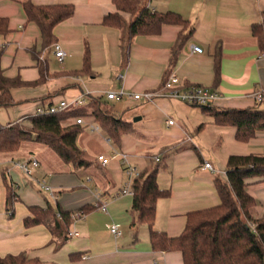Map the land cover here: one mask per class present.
Here are the masks:
<instances>
[{
	"label": "crops",
	"instance_id": "crops-1",
	"mask_svg": "<svg viewBox=\"0 0 264 264\" xmlns=\"http://www.w3.org/2000/svg\"><path fill=\"white\" fill-rule=\"evenodd\" d=\"M24 1L0 0V17L9 23V31L0 32L1 66L5 76L21 81L11 88L13 103L0 106V125L27 121L40 106L85 97L81 105L72 104L65 110L63 124L83 119L77 142L88 163H65L52 148L35 141L19 156H3L9 161L3 179L5 172L19 200L13 214H8L6 183L0 184V255L26 251L31 257L58 264H184L181 251L152 248L146 224L131 226L134 194L123 189L133 188L136 176L127 172L126 164L136 166L140 173L158 167V184L169 188L170 194L157 201L154 227L178 235L189 211L220 203L214 179L226 177L231 155L264 152V131L248 141L238 140L236 126L219 124L202 107L167 95L110 98L115 111L132 126L118 141L89 111L71 112L87 107L92 96L107 98L109 91L161 89L173 73L181 91L193 86L216 90L215 106L256 105V94L264 92V49L253 24L264 21V0H141L151 9L180 13L188 26L166 23L157 34L136 35L127 61L120 46V29L103 23L108 12L117 10L113 0H31L35 4L74 5L73 15L54 28L56 42L66 50L62 62L55 57L53 45L44 47L41 29L28 20ZM181 32L188 36L172 63ZM194 45L203 51H194ZM87 49L91 71L76 74L74 71L84 66ZM216 54L220 55L218 75ZM99 154L109 162L104 164ZM31 158H36L39 166L27 175L15 162ZM206 161L212 163L213 170L204 167ZM248 191L256 198V212L261 216L264 176L250 179ZM32 204L71 211L86 204L96 208L75 218L70 231L79 234L58 245L46 225H24ZM115 223L120 234L111 231ZM76 252L83 256L72 259Z\"/></svg>",
	"mask_w": 264,
	"mask_h": 264
},
{
	"label": "trees",
	"instance_id": "trees-1",
	"mask_svg": "<svg viewBox=\"0 0 264 264\" xmlns=\"http://www.w3.org/2000/svg\"><path fill=\"white\" fill-rule=\"evenodd\" d=\"M116 11L108 12L103 23L121 31L120 46L124 61L129 56L130 45L138 34H157L166 23L188 26V20L180 13L172 10L161 11L151 9L141 0H113ZM27 18L36 22L42 33L43 45H53L57 39L55 26L74 13L72 3L35 4L31 0L23 2ZM129 13L127 18L123 13ZM9 31L8 19L0 17V32ZM253 31L258 36L264 49V21L253 24ZM187 33L181 32L175 47L172 63L177 52L185 41ZM2 50L0 49V60ZM37 57V53L35 54ZM220 55L216 54V74L218 75ZM43 69V68H42ZM91 71L89 50L84 55V66L74 72L76 74ZM43 74V70H42ZM21 84L19 79L4 75L0 62V106L13 103L11 88ZM110 98L92 96L87 107H77L71 114L78 115L89 111L113 138L118 141L124 132L129 131L131 123L120 116L114 109ZM209 112L215 121L223 125L236 126V138L248 141L256 133L264 131V92L263 100L256 99V105L245 108L218 107L214 103L198 105ZM67 117L65 111L52 114H34L30 117L32 126L29 129L16 124L0 125V153L15 152L25 140L52 148L57 155L68 164L84 166L88 161L84 151L77 142L81 126L63 124ZM158 167L144 170L133 181L134 198L132 202V227L146 224L149 228V239L155 251L179 250L182 252L184 264H264V212L260 216L256 212V198L248 191L249 180L264 176V152L253 154H233L227 160L226 177L217 175L214 179L220 195V203L191 210L187 213V221L183 231L178 235H170L165 230L154 227L157 201L170 194L169 188H162L157 179ZM5 179H6V173ZM7 188L6 209L13 214L19 195L12 182L5 180ZM96 206L86 204L81 210L85 213ZM73 211L51 204L29 206V213L24 217V225L31 227L46 225L56 238L58 245L70 238V227L74 221ZM83 253L72 254L78 259ZM0 264H58L31 257L26 251L17 254L0 255Z\"/></svg>",
	"mask_w": 264,
	"mask_h": 264
},
{
	"label": "built area",
	"instance_id": "built-area-1",
	"mask_svg": "<svg viewBox=\"0 0 264 264\" xmlns=\"http://www.w3.org/2000/svg\"><path fill=\"white\" fill-rule=\"evenodd\" d=\"M53 50L55 57L57 58L58 61L62 62L65 55H66V50L64 47L61 45L59 42H55L53 44ZM194 51H203V48L199 45H194L193 46ZM264 54V53H263ZM179 84V78L176 74H171L169 78L166 80L164 83L163 88L158 89V90H147L144 92H134V91H126V90H120V91H109L107 96L108 98H116V99H152L156 95H167L170 97H175L178 98L182 101L191 103V104H198V105H206L214 102L217 97H218V92L212 88L206 87V86H193L191 88H187L183 91H181L178 87ZM256 99L258 101L263 100V92H258L256 94ZM85 102V97H79L74 99L73 101H68V100H62L59 103L48 105V106H40L37 109L36 114H52L60 111H65L68 108L72 106V104L78 106L81 105L82 103ZM78 123H82L83 119L81 117L77 118ZM168 122L170 124L174 123L173 119H169ZM94 127V126H93ZM99 126H96L95 128H98ZM98 158L102 160V162L108 163L109 158L105 157L103 154H99ZM123 163L126 164V155H123ZM15 164L20 167L27 175H32L34 174L36 168L39 166V161L36 158H31V159H23V160H18L15 162ZM204 167L207 169H214L212 163L206 161L204 163ZM126 170L131 176H138L140 175V171L138 168L132 164H126ZM46 189H50L49 186L45 185ZM124 193H130L134 194L133 188H124L123 189ZM83 210H76L73 211L72 216L73 218L80 217L84 215ZM111 231L115 234H120L121 231L119 229V224L115 223L111 226ZM78 231H70V236L72 235H78Z\"/></svg>",
	"mask_w": 264,
	"mask_h": 264
},
{
	"label": "rangeland",
	"instance_id": "rangeland-1",
	"mask_svg": "<svg viewBox=\"0 0 264 264\" xmlns=\"http://www.w3.org/2000/svg\"><path fill=\"white\" fill-rule=\"evenodd\" d=\"M30 121H31L30 118H28L27 121H24V120L17 121L16 124H19V125L23 126L24 128L29 129V128L32 126V124H31ZM12 123H13V122H12ZM32 141H34V140H33V139L25 140V141L22 143L20 149L17 150V151H15V152L0 153V184L3 185V183L5 182V180L11 182L10 177H6V179H3L4 177H3V172H2V171L6 169V166H7V165H9V164H8L9 161L6 160L3 156H4V155H18V156H19L21 153H24V152L27 151V149H28L27 146L31 145L30 142H32ZM24 148H25V149H24ZM28 153H29V152H28ZM210 170H211V169H210ZM8 176H9V175H8ZM14 176L19 177V173H15ZM20 176H22V179L24 178L23 175L20 174Z\"/></svg>",
	"mask_w": 264,
	"mask_h": 264
}]
</instances>
